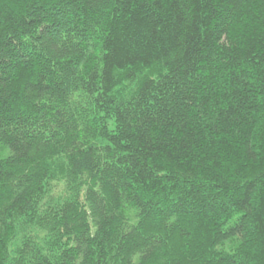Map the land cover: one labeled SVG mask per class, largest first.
I'll return each mask as SVG.
<instances>
[{
	"label": "trees",
	"instance_id": "16d2710c",
	"mask_svg": "<svg viewBox=\"0 0 264 264\" xmlns=\"http://www.w3.org/2000/svg\"><path fill=\"white\" fill-rule=\"evenodd\" d=\"M0 264H264V0H0Z\"/></svg>",
	"mask_w": 264,
	"mask_h": 264
},
{
	"label": "rangeland",
	"instance_id": "374dc122",
	"mask_svg": "<svg viewBox=\"0 0 264 264\" xmlns=\"http://www.w3.org/2000/svg\"><path fill=\"white\" fill-rule=\"evenodd\" d=\"M9 149L8 148H0V158H3L4 156L8 155Z\"/></svg>",
	"mask_w": 264,
	"mask_h": 264
}]
</instances>
